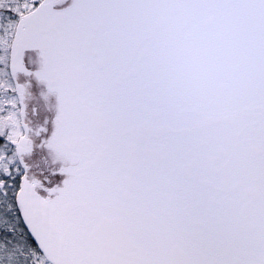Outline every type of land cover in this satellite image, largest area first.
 <instances>
[{"label":"snow or ice","instance_id":"obj_1","mask_svg":"<svg viewBox=\"0 0 264 264\" xmlns=\"http://www.w3.org/2000/svg\"><path fill=\"white\" fill-rule=\"evenodd\" d=\"M0 264H264V0H0Z\"/></svg>","mask_w":264,"mask_h":264}]
</instances>
